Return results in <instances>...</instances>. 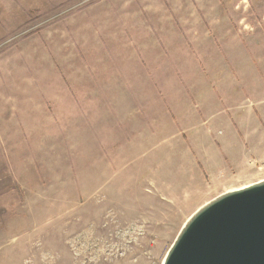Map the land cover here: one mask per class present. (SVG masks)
<instances>
[{
    "label": "rangeland",
    "instance_id": "374dc122",
    "mask_svg": "<svg viewBox=\"0 0 264 264\" xmlns=\"http://www.w3.org/2000/svg\"><path fill=\"white\" fill-rule=\"evenodd\" d=\"M263 178L264 0H0V264H161Z\"/></svg>",
    "mask_w": 264,
    "mask_h": 264
},
{
    "label": "water",
    "instance_id": "95a60500",
    "mask_svg": "<svg viewBox=\"0 0 264 264\" xmlns=\"http://www.w3.org/2000/svg\"><path fill=\"white\" fill-rule=\"evenodd\" d=\"M161 264H264V178L196 208Z\"/></svg>",
    "mask_w": 264,
    "mask_h": 264
},
{
    "label": "crops",
    "instance_id": "0c3cea01",
    "mask_svg": "<svg viewBox=\"0 0 264 264\" xmlns=\"http://www.w3.org/2000/svg\"><path fill=\"white\" fill-rule=\"evenodd\" d=\"M237 114H239V113H237ZM260 126H262L261 123H260ZM232 127L234 128L233 130H236L234 126H232ZM231 131H232V130H231V128H230L229 132H231ZM213 136H214L215 138H218V139H220V138L223 139V137H219L218 135H213Z\"/></svg>",
    "mask_w": 264,
    "mask_h": 264
},
{
    "label": "bare ground",
    "instance_id": "6f19581e",
    "mask_svg": "<svg viewBox=\"0 0 264 264\" xmlns=\"http://www.w3.org/2000/svg\"><path fill=\"white\" fill-rule=\"evenodd\" d=\"M228 191V190H227Z\"/></svg>",
    "mask_w": 264,
    "mask_h": 264
}]
</instances>
